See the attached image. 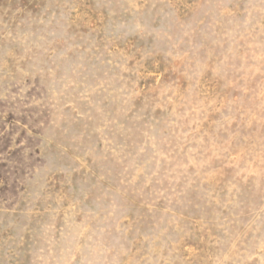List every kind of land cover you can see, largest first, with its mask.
Listing matches in <instances>:
<instances>
[{"label":"rangeland","instance_id":"1","mask_svg":"<svg viewBox=\"0 0 264 264\" xmlns=\"http://www.w3.org/2000/svg\"><path fill=\"white\" fill-rule=\"evenodd\" d=\"M0 264H264V0H0Z\"/></svg>","mask_w":264,"mask_h":264}]
</instances>
